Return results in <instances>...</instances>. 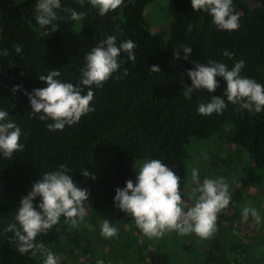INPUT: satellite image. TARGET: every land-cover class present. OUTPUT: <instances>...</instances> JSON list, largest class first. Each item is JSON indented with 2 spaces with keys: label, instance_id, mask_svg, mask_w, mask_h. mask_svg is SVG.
<instances>
[{
  "label": "trees",
  "instance_id": "trees-1",
  "mask_svg": "<svg viewBox=\"0 0 264 264\" xmlns=\"http://www.w3.org/2000/svg\"><path fill=\"white\" fill-rule=\"evenodd\" d=\"M153 1L124 0L119 8L101 16L88 0L83 6L77 0H61L58 19L53 22L58 30L52 32L51 26L36 22V0H0V52L8 50L7 56L0 55V110L7 111V119L21 129L23 145L11 159L0 156V264H43V252L34 249L35 255L31 251L20 254L12 243L13 233L6 229L17 223L22 197L44 173L58 170L60 164L69 169L78 187L88 191L86 211L89 208L99 217L111 213L123 226H130L135 236L129 243L147 252L140 264H264V215L260 230L246 234L232 213L244 191L257 190L249 195L264 191V111L251 113L227 102L221 77H217L220 87L215 93L201 89L194 91L191 99L182 95L183 87L191 84L187 76L194 67L191 61L222 62L229 70L244 61L240 75L264 85V0H254L253 5L233 0L240 27L231 32L218 30L208 13L194 11L191 0H168L172 23L167 35L154 31L145 17V9ZM64 8L83 13L81 28L75 33L71 31L75 21ZM109 36L116 37L117 46L127 40L135 42V61L121 52L117 72L101 87L91 88L93 111L63 130H49L52 121L34 115L24 93L46 87L39 76L55 69L61 73L57 79L80 86L82 94H87L89 88L80 84L85 57ZM14 45L22 46L20 54ZM183 46L193 49L187 61L183 50L177 49ZM225 50L233 54L231 58L223 55ZM177 51L180 59L174 55ZM152 65H158L160 72H151ZM17 85L19 90L13 92ZM214 95L225 100V110L210 116L199 114L198 106L210 102ZM216 134L236 149H247L251 163L263 173L250 168L240 181L234 180L236 197L231 196L228 207L218 215L212 238L201 239L194 233L181 236L176 231L149 238L130 215L115 207V189L124 188L127 180L135 182L137 172L132 163L145 159L161 160L180 177L185 201L186 145L193 138ZM223 161L231 166L229 172H217L219 179L228 180L233 170L240 172L231 159ZM82 170L91 175L86 178ZM38 203L39 197L34 205ZM64 220L61 216L47 234L37 236L36 243H43L55 258L60 251L68 258L76 250L81 256L92 254L91 246ZM122 232L120 229L116 238H121ZM84 263L89 264L90 259Z\"/></svg>",
  "mask_w": 264,
  "mask_h": 264
},
{
  "label": "clouds",
  "instance_id": "clouds-1",
  "mask_svg": "<svg viewBox=\"0 0 264 264\" xmlns=\"http://www.w3.org/2000/svg\"><path fill=\"white\" fill-rule=\"evenodd\" d=\"M91 6L98 9L101 16L109 11L119 8L124 0H88ZM81 6L85 0H77ZM194 11L208 13L218 30L236 31L240 27L239 15L235 13L233 0H191ZM61 9V0H36L35 20L44 27L51 26L52 32L58 30V25L53 22L58 19L57 10ZM69 13L72 21H78L83 13H77L74 9L64 8ZM135 42L127 40L119 46L116 45V37L109 36L106 40L94 47L85 57L86 64L81 69L82 79L80 84L89 88L87 94H82V88L72 83L61 82L57 77L61 75L59 70H51L47 75H40L39 80L47 86L33 89L31 93L25 92L31 106L32 113L39 114L42 121L51 120L49 130H63L65 125H73L82 116L93 111L90 102L94 92L92 86L101 87L120 68L121 52L127 53L128 59L135 61ZM15 52H22L21 45H14ZM183 50V59L189 60L193 49L189 46L180 48ZM0 55L7 56L8 50L4 49ZM180 59L179 52L174 53ZM225 57L231 58L232 53L224 51ZM194 67L187 71L191 84L183 87L182 95L191 99L194 91L206 90L215 93L220 87L217 77L223 78L226 89L227 102L239 105L240 110L251 113L264 111V85L255 80L240 75L244 68V61H238L229 70L222 62L209 61L207 64L191 61ZM153 73H159L158 65L149 66ZM128 74V69L123 70V75ZM122 77H117L120 79ZM17 85L13 92L19 90ZM226 103L220 96H212L210 102L201 103L198 113L210 116L213 113L220 114L226 108ZM7 111L0 110V156L11 159L13 154L22 151L20 143L21 129L9 121ZM69 169L60 164L58 170L46 172L41 180L32 185L31 191L20 200V205L15 216L16 224H11L6 229L13 233L12 243L20 254L41 251L46 255L43 264H57L53 253L48 251L43 243H36L40 234H47L54 225L60 222L61 216L64 222L76 227L84 221L87 215L84 202L88 201L89 194L86 189H81L74 182ZM86 178L91 174L82 170ZM95 178L94 176L92 177ZM193 181H198V170H192ZM180 177L167 167L159 159H151L142 164L136 173L135 182L127 180L124 188H116L114 204L122 212L130 215L136 226L149 238L162 237L165 232L176 231L179 235L196 234L201 239H210L217 231L218 215L225 210L230 201L228 185L223 178H205L197 188L198 193L193 206L184 210L185 202L182 199ZM39 197L38 206L34 201ZM249 214L256 223H260V216L255 208H244L243 219L247 220ZM18 224V226H17ZM118 229L113 227L105 219L101 226V235L105 238L116 236ZM102 264V262H97Z\"/></svg>",
  "mask_w": 264,
  "mask_h": 264
},
{
  "label": "rangeland",
  "instance_id": "rangeland-1",
  "mask_svg": "<svg viewBox=\"0 0 264 264\" xmlns=\"http://www.w3.org/2000/svg\"><path fill=\"white\" fill-rule=\"evenodd\" d=\"M250 5L254 4V0H246ZM145 17L149 22L151 28L161 34H169L172 23V16L168 11V0H155L148 4L145 9ZM81 28V19L75 21L71 26L72 33L77 32ZM235 149V151H234ZM188 170L185 179L183 180L184 195L186 196L184 210L187 211L188 207L193 206L198 193H194L193 189L202 184L205 178L219 179L217 172H229L231 164H227L225 159L229 158L233 161V165L238 168L240 172L230 173L228 180L224 182L228 185L229 195L234 196L235 190L234 180L240 181L242 176L244 177V171L253 168L256 172L261 169L251 163L250 154L247 149L238 148L232 143H225V139L220 134H216L207 139L193 138L186 145ZM223 160H222V159ZM150 159L136 160L132 163V167L138 173L142 164ZM198 170V181H193L192 170ZM242 172V173H241ZM264 172V170H263ZM261 170V173H263ZM182 185L180 184V187ZM255 188L244 191V198L237 199L235 204L236 208L232 213L236 214L237 222H241L243 231L246 234H253L260 230L262 223V216L264 215V191H258L256 195H249L250 193H256ZM236 197V196H234ZM255 208L260 216V223H256L254 218L249 214L247 220L243 219L244 208ZM87 215L82 223H78L76 227H70L73 231L77 232L85 241V245H90L92 248V254L81 256L80 253L74 251L68 258L67 253L60 251L56 260L57 264L66 261L65 264H85V260L88 257L90 259L89 264H140L145 262L143 260L144 255L147 254L146 250L139 248L135 244H130L129 241L135 236L130 231V226H123L117 218L109 213L102 217L94 216V213L88 208ZM107 219L110 224L121 229L124 232V237L105 238L101 235V226L103 221ZM122 232V234H123ZM134 235V236H133ZM143 246V244H142ZM170 247V246H169ZM140 255V257H139ZM140 259V260H139Z\"/></svg>",
  "mask_w": 264,
  "mask_h": 264
}]
</instances>
